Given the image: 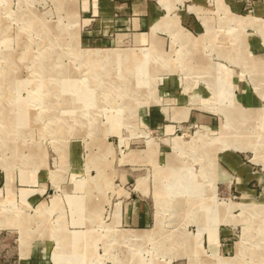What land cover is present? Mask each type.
Wrapping results in <instances>:
<instances>
[{"label":"rangeland","instance_id":"374dc122","mask_svg":"<svg viewBox=\"0 0 264 264\" xmlns=\"http://www.w3.org/2000/svg\"><path fill=\"white\" fill-rule=\"evenodd\" d=\"M102 1L0 0V264H264V118L247 126L261 113L230 86L264 92L246 41L264 52V0L236 18L229 0H158L147 29ZM142 194L152 220L132 229Z\"/></svg>","mask_w":264,"mask_h":264},{"label":"crops","instance_id":"0c3cea01","mask_svg":"<svg viewBox=\"0 0 264 264\" xmlns=\"http://www.w3.org/2000/svg\"><path fill=\"white\" fill-rule=\"evenodd\" d=\"M132 1H134V0L117 1V5H116V4L112 3L111 1L104 0V1H102V5H106V4L109 5L108 8L106 7L105 11H111L113 9L125 10V12L128 16L134 17L133 18L134 22H136V25H138V27H140L141 29H147L148 27L151 28V26L154 24L155 20L165 17L164 14L168 13V11H166V9L160 4V2L158 0H135V3H133ZM190 1L200 2L199 3L200 5H204V2H201L203 0H185V2H190ZM229 2H230V4L228 5V7H229L230 11L233 12V13L229 12V14L233 18L238 17V15H235V14L243 11V9H241L240 5L238 4V0H229ZM263 12H264V10L260 5L255 6L254 13L256 15L263 14ZM246 14L248 15L249 13L246 12ZM183 16H184L185 24H187L193 32H195L196 34H200V32L202 31V27L200 25V22H198L197 19L190 12H188L187 15H183ZM165 25L166 24L164 22H159L157 24V26H159V27H163ZM184 30L189 32V30H187L186 28H184ZM189 33L191 34V32H189ZM256 40L254 38L246 39L247 44H249V46H251L252 50L256 51V53H254L253 59L264 60V52H262V50H260L259 44L257 43ZM229 43L231 45H233L234 40L230 41ZM232 50L234 52V50L236 51V48L233 47ZM260 66H262V65H260ZM216 78L217 79L219 78V80H221L219 75H217ZM221 81H222V83H220V81L216 80V87H221V85H226L228 83V81H225V80H221ZM252 82H253V80H252ZM230 86H232L231 87L232 89H233V86H235L234 87L235 90L239 93L238 94L239 98L238 97L237 98L240 101V105L242 106V108H244L247 111L257 110L258 113H262V111L264 110V94H263L264 92H260V87L258 85H257V88H255V86L253 85L252 88L254 90H251L242 81H239L236 78H232ZM203 90L204 89H202L201 91L198 90V92H205V90L204 91ZM241 106H238L235 104L233 107L236 108V110H238ZM238 116L239 115H236L234 117V119H238ZM256 117L258 119H260L259 115H254L253 118H249L250 120H244V121H246L247 126H250V124H253L254 121H252V120L256 119ZM247 134H250V133H247ZM245 140H249V139L247 138ZM236 141L237 142H235V141L234 142L237 145L242 146V148L247 147L246 149H250V148H252L254 150L256 149L255 145L252 143H249V142L239 143L238 140H236ZM232 143L233 142H231V144ZM257 155L255 154V158H254L256 160H257ZM162 158H164V160L166 159L164 155L163 156L158 155V161H160V160L162 161ZM166 161L168 163L166 168L167 169L169 168L167 171H168V173L169 172L171 173L172 171H169V170L172 169L171 165H172L174 160L171 158H169V159L167 158ZM220 162H221V164L222 163L225 164L232 171L236 172L237 182L243 183L242 185H239L238 187H241L244 190H248V187L245 185V183L254 179L253 178V172L250 170V166L248 164H246L245 162H243L240 155L232 153V152L224 153L221 156ZM174 165H175V162H174ZM167 171L165 169L159 170V168H158V170H157L158 176L160 174V175H162V177L164 176L166 178L168 175H170V174L167 175ZM220 182H222V181H220ZM163 184H161V185H163ZM234 186H236V185H234ZM141 196L142 197H140L137 201H135L133 207H130V209L128 211H126V214L124 217V221L126 222V226L128 225V227H132V229H139L142 226H148L150 220H152V218L149 214V205H148L149 203L147 200H145L146 197L144 194H142ZM133 226H135L136 228H134ZM39 245H40L39 251L40 252H46V250H47L46 246L43 247V243L41 240H39ZM42 261L43 260H39V263L41 264ZM46 264H49V263L46 262Z\"/></svg>","mask_w":264,"mask_h":264},{"label":"bare ground","instance_id":"6f19581e","mask_svg":"<svg viewBox=\"0 0 264 264\" xmlns=\"http://www.w3.org/2000/svg\"><path fill=\"white\" fill-rule=\"evenodd\" d=\"M85 54H86V53H85ZM80 55H84V53H83V54L80 53ZM83 57H85V56H83ZM96 59H97V58H96ZM95 63H96V62H95ZM134 69H135V68H134ZM124 72H125V71H124ZM99 83H100V82H99ZM260 115H261L260 117L263 119V118H264V112L262 111V113H261Z\"/></svg>","mask_w":264,"mask_h":264}]
</instances>
